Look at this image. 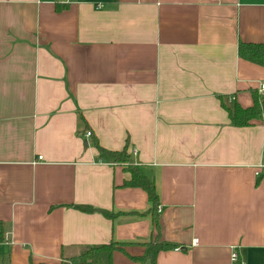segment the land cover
Here are the masks:
<instances>
[{
  "label": "crops",
  "instance_id": "1",
  "mask_svg": "<svg viewBox=\"0 0 264 264\" xmlns=\"http://www.w3.org/2000/svg\"><path fill=\"white\" fill-rule=\"evenodd\" d=\"M239 42L264 44V0H0V264H264V116L226 110L264 68ZM93 142L153 179L156 222Z\"/></svg>",
  "mask_w": 264,
  "mask_h": 264
},
{
  "label": "trees",
  "instance_id": "2",
  "mask_svg": "<svg viewBox=\"0 0 264 264\" xmlns=\"http://www.w3.org/2000/svg\"><path fill=\"white\" fill-rule=\"evenodd\" d=\"M87 1V0H81ZM66 6H57V9H64ZM238 57L246 62L264 68V44L241 43L238 44ZM230 123L233 127L244 128L249 127L253 121L260 120L264 116V94L260 95L256 91L252 93V106L249 108H241L233 103L231 108L226 109ZM93 145L100 154H105L114 164L124 166L129 179L123 183L126 188L141 189L147 196L150 204V215L152 220L156 222V208L158 197L155 189L154 181L149 177L143 168L134 166L131 158L127 154L125 146L119 152H108L99 148L96 142ZM82 213L98 212L109 220L113 219V215L106 212L98 211L89 207H78ZM4 242V228L0 222V244ZM116 244L101 245L95 247L84 248L80 255L72 258L70 264H111L112 253L117 249ZM169 246L162 244L146 245V255L141 258L134 259L139 264H155L156 256L159 252L167 250ZM238 263V262H237ZM236 263V264H237ZM239 264V263H238Z\"/></svg>",
  "mask_w": 264,
  "mask_h": 264
},
{
  "label": "built area",
  "instance_id": "3",
  "mask_svg": "<svg viewBox=\"0 0 264 264\" xmlns=\"http://www.w3.org/2000/svg\"><path fill=\"white\" fill-rule=\"evenodd\" d=\"M58 2H59L60 4H63V5H69V4L75 3L76 0H58ZM258 93H259L260 95H263V94H264V85H261V86H260V88H259V90H258ZM90 136H91L90 133H86V137H87V138H89ZM38 160H41V157H38ZM192 244L195 245V244H196V241L194 240V241L192 242ZM230 261H231L233 264H236V263L238 262V256H237V254H236L235 252H232V253H231ZM240 264H242V263H240Z\"/></svg>",
  "mask_w": 264,
  "mask_h": 264
}]
</instances>
